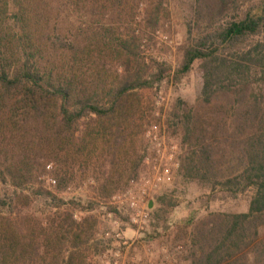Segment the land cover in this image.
<instances>
[{
	"label": "trees",
	"instance_id": "1",
	"mask_svg": "<svg viewBox=\"0 0 264 264\" xmlns=\"http://www.w3.org/2000/svg\"><path fill=\"white\" fill-rule=\"evenodd\" d=\"M246 2L194 0L196 32L172 70L146 62L136 31L126 39L113 34L108 19L124 0H0V181L13 189L0 199V210L11 211L0 214V264H39L41 255V264L52 263L51 254L42 253L46 246L35 237L24 244L17 228L27 218L19 205L28 200L25 188L41 183L48 163H83L84 152L96 156L105 145L113 163L130 136L132 92L165 79L178 82L195 63L199 103L179 101L172 114L189 151L183 176L212 182L234 199L249 191L253 197L247 213H211L193 223L189 260L264 264V5L245 8ZM142 14L145 27L155 29L157 19ZM65 22L78 29L57 32ZM108 59L118 62L113 74L105 69ZM142 161L137 155L135 166ZM36 189L46 201L64 205ZM65 217L71 227L80 226L74 214ZM72 255L65 260L61 253L62 264H73Z\"/></svg>",
	"mask_w": 264,
	"mask_h": 264
},
{
	"label": "rangeland",
	"instance_id": "2",
	"mask_svg": "<svg viewBox=\"0 0 264 264\" xmlns=\"http://www.w3.org/2000/svg\"><path fill=\"white\" fill-rule=\"evenodd\" d=\"M162 1L161 6L158 0H124V7L113 16L115 18L109 17L108 24L113 27V34L122 35L123 39L136 31L142 39L139 41L141 56L149 65L157 61L176 70L182 62L183 45L189 35L196 32L192 30L194 0ZM245 5V8L264 5V0H247ZM142 12L157 19L155 29L145 27ZM69 21L71 24L72 19ZM70 24H58L57 32H66L69 27L75 32L78 26ZM103 52L111 53L108 47H102ZM104 64L107 72L111 70L110 74L118 66L115 59H108ZM149 75L148 71L144 76ZM201 88L200 64L195 63L191 72L178 82L165 79L153 88L132 92L135 101L130 136L113 163L106 145L96 156L84 152L83 163L63 164L61 160L59 167L54 162L48 163L51 169L46 167L42 171L37 187L25 188L23 194L28 200L19 204L27 216L17 227L24 244H30L33 237L38 239L46 246L42 253L51 254V264H62L61 253L65 260L73 254V264H191L189 236L193 223L211 213H247L253 197L249 191L234 199L221 187L214 188L212 182L183 176L189 151L182 145V132L176 130L172 114L179 101L197 106ZM154 125L158 126L157 135L164 140L167 150L171 146L176 148L179 167L174 168L171 183L148 196L144 208L149 219L143 229H138L131 221L132 212L127 203L120 204L118 198L122 197V201L131 195L139 198V188L131 185V181L152 175L144 159H155L154 145L146 137V132ZM137 155L143 161L135 166ZM60 169L61 188L56 174ZM50 180H55L56 185H51ZM38 187L50 191L64 205L36 195L34 191ZM11 193L13 189L0 181V199ZM8 212L11 211L0 210V214ZM67 212L74 214L80 226H70L65 217ZM69 230L70 233L65 234ZM47 231L51 239L45 242ZM117 234L120 239H115ZM42 258L43 255L37 258L39 264Z\"/></svg>",
	"mask_w": 264,
	"mask_h": 264
},
{
	"label": "built area",
	"instance_id": "3",
	"mask_svg": "<svg viewBox=\"0 0 264 264\" xmlns=\"http://www.w3.org/2000/svg\"><path fill=\"white\" fill-rule=\"evenodd\" d=\"M158 131V126L154 125L146 132V137L149 143L154 145L155 150V159L150 157L144 159V164L152 171V175L147 178L144 177L139 180L131 181V185L139 188V198H135L132 195L130 198H125L123 201L122 197L118 198L119 201H121L120 204L127 203L128 209L132 212L131 221L138 229H143V225H145L149 219V214L144 208L148 196L161 186L171 183L173 181L174 168L177 169L179 167L174 152L176 148L171 146L169 150H167L168 148L165 146L164 140L157 135ZM48 168L51 169V166H48ZM49 182L51 185H56L55 180H50ZM106 237L109 238L110 234L107 233ZM115 239H120V235L117 234Z\"/></svg>",
	"mask_w": 264,
	"mask_h": 264
}]
</instances>
